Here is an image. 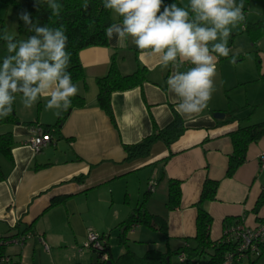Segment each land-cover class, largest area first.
<instances>
[{"label": "crops", "instance_id": "0c3cea01", "mask_svg": "<svg viewBox=\"0 0 264 264\" xmlns=\"http://www.w3.org/2000/svg\"><path fill=\"white\" fill-rule=\"evenodd\" d=\"M173 2L189 10L190 19L193 17L190 0L164 4ZM236 3H243L244 21H264V0ZM111 13L117 19V14ZM106 38V46L79 50L85 79L76 86L85 105L69 112L42 150L32 152L27 142L36 127L57 120V110L46 108L49 96L26 108L22 94H17V121L0 124V135L10 132L13 138L10 156L0 154V235L15 234L17 227L65 251L67 244H78L86 232L87 226L77 235L74 222L77 225L83 216L104 212L98 224H85L103 234L112 228L118 230L117 225L145 196L144 208L164 217L167 223L166 233L153 230L158 235L149 236L163 240L164 250L171 246L175 250L190 243L186 238L195 235V205L206 178L218 181L215 198L201 205L212 218L211 241L220 240L223 229L236 222L251 228L264 219V205L254 211V203L264 188V169L258 167L264 136L247 146L246 159L233 176L225 174L233 151L230 132L264 121V34L253 41L240 23L232 28L227 45L229 56L216 61L211 99L202 112L191 118L177 112L178 99L168 91L171 65L164 68L158 55L138 49L131 37L126 41H118L115 36ZM112 57L121 74L132 73L138 66L146 69V78L140 85L112 92L114 123L95 100L96 78L107 73ZM190 67L186 62L177 70L183 72ZM214 112L224 113L223 118H215ZM175 116L180 118L183 129L169 145L156 140L147 155L124 160L123 144L141 141L153 132L154 126L163 129ZM79 176L83 181L75 180ZM169 178L179 180L181 188L179 206L171 210L166 207ZM149 182L155 186L146 193ZM52 199L61 201L49 207ZM143 229L141 225L132 227L130 233L139 231L140 237L126 233L128 241L132 237L135 243L134 238L146 235ZM5 251L20 260L21 250L6 247ZM75 263L84 264L81 260Z\"/></svg>", "mask_w": 264, "mask_h": 264}, {"label": "clouds", "instance_id": "9594fccd", "mask_svg": "<svg viewBox=\"0 0 264 264\" xmlns=\"http://www.w3.org/2000/svg\"><path fill=\"white\" fill-rule=\"evenodd\" d=\"M45 2L51 14L59 17L63 5L57 0H34L33 7L38 11ZM88 6L84 0L81 7L87 10ZM103 6L122 17L105 29L108 39L115 36L126 41L131 37L138 49L158 55L164 68L171 65L167 85L178 99L177 112L187 118L202 112L214 91L216 61L229 56L232 28L245 20L243 3L190 0L191 19L189 10L175 2L166 5L164 0H103ZM17 19L34 34L17 40L7 28L3 30L9 55L0 63V119L13 112L16 94H22L26 108L47 95L46 108L56 109L59 115L71 106V98L78 92L68 71L71 53L67 51L66 29L62 24L41 26L26 9L17 13ZM186 62L192 67L178 71Z\"/></svg>", "mask_w": 264, "mask_h": 264}, {"label": "trees", "instance_id": "16d2710c", "mask_svg": "<svg viewBox=\"0 0 264 264\" xmlns=\"http://www.w3.org/2000/svg\"><path fill=\"white\" fill-rule=\"evenodd\" d=\"M1 1L11 3V5L15 7L17 13L26 9L31 13L33 22L38 20L41 26L47 25L49 27H59L61 24L64 26L66 29L65 34L68 38L67 51L71 53V63L68 71L72 75V81L74 84L80 81L84 82L85 79L84 69L79 60V50L90 46H106L107 36L105 35V29L110 24L122 20V17H119L118 15L117 19L112 17L111 12L113 11L104 8L103 0H88L89 6L87 10L81 7L84 0H57L58 3L63 5L59 17L51 14V10L46 2L37 11L36 8L33 7L34 0H25L26 7H24L18 0ZM164 1L167 2L172 0ZM17 24V29L24 34L25 39H27L29 35L34 34L28 32L23 21L17 19ZM240 25H242V27L249 33L253 41H255L261 34H264V21L262 20H258L255 23L243 21ZM1 40L5 41L2 38ZM7 55L9 54L6 53L5 56ZM145 78L146 69L143 66H138L132 73L121 74L114 62V58H111L107 73L104 74V76L96 78L98 92L95 99L97 105L110 118L112 121L111 123L115 122L110 99L112 92L131 89L134 86L137 87L145 80ZM261 78H264V75H262ZM84 105V97L76 94L71 98V106L58 115L56 122L54 124H44L41 126L42 129L44 132L48 133L50 137L54 136L59 131V125H61L67 118L69 112L74 108L82 107ZM14 114L15 103H13V112L7 118L0 119V124L15 123L17 117ZM182 129V123L178 116H175L173 121L163 129H158L154 126L153 132L141 141L130 145L123 144L122 148L126 152V158L124 160L129 161L130 159L147 155L149 153L150 145L156 140H162L166 145H169V143L179 135V132L182 131ZM229 135L233 144V151L229 155L225 174L226 176L231 177L237 170V167L245 161L247 146L264 136V121L247 126H239L235 131L233 130L230 132ZM12 139L10 132L0 135V154L10 156L11 147L13 145ZM75 180L83 181V176H79L75 178ZM203 181L201 192L199 193V200L195 205L197 207L195 235L190 239L186 238V241H191V243H183L173 251L170 249L160 250L153 247L147 249L142 255L135 253L130 246H128V238L126 234L132 227L145 225L152 229V231L156 230L162 233H166L165 231H167V223L166 220H164V217L152 214L144 208V196L142 201L132 208L128 217L117 225V227H119L117 241L123 246V251L117 255V258L113 257L111 247H109L110 245L107 242L109 234H98L99 239L104 242L102 246L103 251L91 249L97 254V258H95L97 259V264H105L108 261H110L111 264H171L170 255L172 253L179 255L181 252L185 254V260L180 262V264H201V259L205 256H208L207 264H220L223 261L225 253L232 249V245L231 243L224 242L222 239L215 242L210 240L209 229L212 223V218L201 205L204 201L213 200L215 198L218 181L209 178H206ZM167 183L166 207L171 210L179 206L181 188L179 180L169 178ZM147 184L146 193H150L153 191L154 186L150 182ZM60 201L61 199H54L51 201L49 207H54V205ZM254 204L255 212L264 205V188H262V191ZM260 221H264V219H259L257 222ZM237 223L238 222L229 226H234ZM26 233L28 232L17 230L16 227L15 234L6 236L0 235V254L8 253L5 251L8 245L4 243L7 239H12L18 237L19 234ZM23 243H25V241H23ZM103 253L107 255V258L104 261L100 259ZM10 255L13 257V264H20L18 258H15L12 254ZM251 262L252 264H259L260 261L251 260ZM261 264H264V261H262Z\"/></svg>", "mask_w": 264, "mask_h": 264}, {"label": "rangeland", "instance_id": "374dc122", "mask_svg": "<svg viewBox=\"0 0 264 264\" xmlns=\"http://www.w3.org/2000/svg\"><path fill=\"white\" fill-rule=\"evenodd\" d=\"M18 1L19 2L21 1L22 4L26 5L25 0H18ZM16 16H17V11L15 7L11 5V3L3 2L0 0V63H2L3 58L7 53V49H6L7 42L1 40L3 36V30L5 28H7L10 33L15 34L17 40L25 39L24 34L17 29L18 24H17ZM101 213L102 215H106V213L104 212ZM101 213L98 212L95 215L90 214L87 216H83L81 218V222L79 221L80 224L77 223L76 225L74 222L73 224L75 226H73V224L71 225L73 226V229L75 230L77 235L81 233V229H84L85 226H87L86 232L84 234L83 239H80L78 244L75 245L67 244L69 247H67L68 249H66L65 251H62L64 249L60 250L55 247L52 248L49 242L45 241L49 249V251H46L45 249H43L44 247L42 248V245L39 243L40 237L35 236L36 238H34L32 237L33 236L32 233L30 232L27 233L28 237H26L25 243H23L22 245L9 244L7 247L13 249L17 248L18 250H21L19 256L20 264H77L75 262H77L78 260L79 261L81 260V262H83L84 264H97V259H95L97 258L96 252H93L91 249L82 248L81 246H83V243L86 241V237H87L86 234L89 229H92L94 232L101 234V231L98 232L92 227H90V225L85 224V223L98 224L101 220L100 218ZM141 226L145 228L143 230H145L146 235L143 236L141 235L140 239L134 238L136 239L135 240L136 242L134 243L132 237H140L139 236L140 234L138 233L139 231L134 232V234L130 233L131 231H128L127 234L132 236L130 237L131 240L128 241V246H130V248L138 255H142L145 252L146 245H148L149 248L154 247L160 250H164L165 248L164 245L162 244L163 240L161 239L158 240L155 237L149 236V234L158 235V233L152 231V229H150L145 225H141ZM117 233H119V229L114 230V228L111 229V232L104 233V234H109V236L107 237V242L110 245L109 247H111L112 253L116 258L117 255L123 251V246H121V244H119L117 241ZM120 249H122L121 252ZM170 249L171 251H173L174 249L173 246H171ZM77 254H81V256ZM207 259L208 256L202 258L201 264H207ZM170 262L171 264H180L178 254L172 253L170 255ZM244 264H249V262L246 261Z\"/></svg>", "mask_w": 264, "mask_h": 264}, {"label": "built area", "instance_id": "2783aa9c", "mask_svg": "<svg viewBox=\"0 0 264 264\" xmlns=\"http://www.w3.org/2000/svg\"><path fill=\"white\" fill-rule=\"evenodd\" d=\"M50 138V135L38 126L35 128L33 135L28 138L27 143L31 147L32 152L37 153L51 141ZM258 162V167L264 169V151L260 153ZM151 184L155 186V183L151 182ZM223 230L224 232L221 239L224 240V242L231 243L232 249L225 253L223 261L220 264H244L246 261L252 264L251 260H258L260 261L259 264H261L262 261H264V221L257 222L256 225L251 228L239 222ZM86 235L87 237L86 241L83 243V248L103 251L102 246L104 242L99 239L97 232L89 229ZM26 237H28L27 233L19 234L18 237L7 239L4 243L6 245H22ZM40 241L44 247L43 249L48 251V246L43 238H40ZM184 255L183 252L178 255L180 262L185 260ZM106 258L107 255L103 253L100 259L104 261ZM12 262L13 257L10 254H0V264H13Z\"/></svg>", "mask_w": 264, "mask_h": 264}, {"label": "water", "instance_id": "95a60500", "mask_svg": "<svg viewBox=\"0 0 264 264\" xmlns=\"http://www.w3.org/2000/svg\"><path fill=\"white\" fill-rule=\"evenodd\" d=\"M213 116L215 117V118H223V116H224V113H221V112H214L213 113ZM167 260H168V258H167ZM105 264H111V262L110 261H108L107 263H105Z\"/></svg>", "mask_w": 264, "mask_h": 264}]
</instances>
